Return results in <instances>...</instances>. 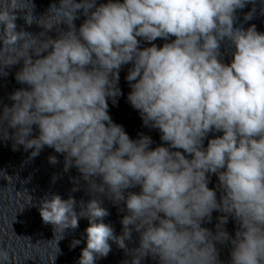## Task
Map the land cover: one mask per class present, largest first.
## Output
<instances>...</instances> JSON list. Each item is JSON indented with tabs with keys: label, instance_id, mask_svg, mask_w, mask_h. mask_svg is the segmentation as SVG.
Segmentation results:
<instances>
[{
	"label": "clouds",
	"instance_id": "9594fccd",
	"mask_svg": "<svg viewBox=\"0 0 264 264\" xmlns=\"http://www.w3.org/2000/svg\"><path fill=\"white\" fill-rule=\"evenodd\" d=\"M248 2L61 0L37 19L31 0H0V71L22 60L15 78L29 86L10 95L0 137L14 140V151L32 149V158L53 148L64 156V172L75 167L81 174L71 191L83 180L93 198L80 201L79 212L73 197L58 194L39 209L43 222L62 233L58 240L80 218L88 220L78 264L107 257L109 241L132 256L131 264L147 256L159 264H220L216 243L226 242L231 264H264V33L255 25L234 27L237 9ZM81 11L86 19L77 29ZM19 13L44 31H17ZM54 28L55 39L46 35ZM169 37L175 39L162 47L152 43ZM141 39L151 46L141 48ZM225 39L235 49L230 64L219 59ZM129 64L127 100L145 127L161 133L155 148L148 135L130 138L108 112V100L122 94L120 69ZM210 132L222 135L205 147ZM209 174L217 175V189L208 187ZM102 197L124 205L120 235L103 222L110 213ZM214 211L224 214L215 233L201 226ZM229 216L238 224L234 238L223 227ZM133 231L139 246L129 250ZM11 260L0 248V264Z\"/></svg>",
	"mask_w": 264,
	"mask_h": 264
}]
</instances>
